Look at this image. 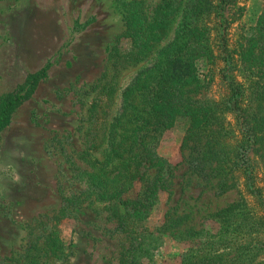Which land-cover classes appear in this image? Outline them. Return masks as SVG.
I'll return each instance as SVG.
<instances>
[{"label":"rangeland","instance_id":"obj_1","mask_svg":"<svg viewBox=\"0 0 264 264\" xmlns=\"http://www.w3.org/2000/svg\"><path fill=\"white\" fill-rule=\"evenodd\" d=\"M263 12L264 0H0V116L7 101L19 100L0 131V264H194L206 257L221 259L216 264H264L258 157L250 151L253 189L236 173L221 193L218 179L190 168L196 138L182 149L191 132L203 134L202 145L213 139L212 156L219 145L204 133L223 131L218 139L229 154L242 138L233 114L221 107L230 92L212 48L193 61L205 85L190 88L183 101L185 115L198 119L182 113L168 119L159 138V156L173 171L172 184L160 190L145 221L154 235L116 233V220L108 203L96 200L101 190L93 184L109 169L102 130L143 71L171 48L186 68L191 60L179 50L183 43L197 37L189 46L200 50L225 31L239 57ZM233 75L253 81L240 63ZM195 101L202 109L190 111ZM143 191L136 182L127 196ZM167 217L176 236L163 230ZM191 227L202 231L194 235Z\"/></svg>","mask_w":264,"mask_h":264},{"label":"trees","instance_id":"obj_2","mask_svg":"<svg viewBox=\"0 0 264 264\" xmlns=\"http://www.w3.org/2000/svg\"><path fill=\"white\" fill-rule=\"evenodd\" d=\"M185 12L187 20L190 17L188 11ZM260 20L261 27L257 33L241 44L239 57L230 49L226 31L209 41L206 39V43L200 45V50L189 46L198 42L199 39L194 37L179 47L187 59L191 60L190 64L186 62V68L181 67L183 65L176 60L174 48L164 50L161 53V57H165L163 61L145 69L143 79L138 78L139 82L137 80V83L124 91L122 108L116 112L113 123L102 130L106 141L105 166L109 169L102 181L94 179L93 183L101 190L100 199L97 197L96 200L106 201L107 210L116 220V233L133 237L154 235L145 226V221L158 202L160 190L167 189L172 184L169 180L173 171L171 169L169 172L165 160L159 156V138L168 119L177 118L181 113L195 122L198 119L196 113L185 115L183 101L190 99L188 94L193 92L190 88L199 90L205 85V80L202 82L195 75L193 61L200 55L210 56L211 48L217 53L215 58L224 64V82L230 92L229 98L221 107L233 114L242 138L233 148L232 154H229L226 145L218 139L225 136L223 131L214 130L209 135L204 133L206 138H216L215 142L219 145L212 156L209 152L211 150L213 153L214 150V146H210L213 139L206 140L202 145L203 134L191 132L187 134L182 149L190 148V140L196 138L195 151H191L195 155L190 153V168L204 179H218L217 188L221 193L227 189L229 178L234 179L236 173L245 177L250 188L255 187L254 168L249 160L250 151L258 157L264 168V12ZM184 23L186 22H182ZM188 30L192 36L196 34V29ZM238 63L251 75V83L244 84L236 80L233 72L238 68ZM138 99L140 103H137ZM18 102V99H14L4 104L0 116V131L7 124L6 111ZM195 104L190 111H198L194 108L202 109V103L195 101ZM216 119L219 120L217 117ZM94 162H99L98 157ZM86 170L83 172H87ZM136 182L144 184V191L130 199L127 193L133 190ZM172 222L174 220L167 217L163 230L176 236ZM188 230L194 235L202 231L194 227ZM220 261L221 259L217 261L206 257L194 264H216Z\"/></svg>","mask_w":264,"mask_h":264},{"label":"clouds","instance_id":"obj_3","mask_svg":"<svg viewBox=\"0 0 264 264\" xmlns=\"http://www.w3.org/2000/svg\"><path fill=\"white\" fill-rule=\"evenodd\" d=\"M14 179L17 181V182H19V176L18 175H16L15 177H14Z\"/></svg>","mask_w":264,"mask_h":264}]
</instances>
